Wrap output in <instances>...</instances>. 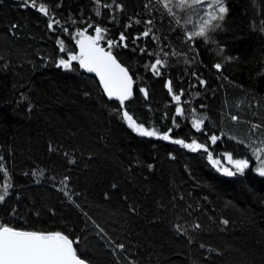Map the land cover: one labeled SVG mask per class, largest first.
<instances>
[{
  "label": "trees",
  "instance_id": "1",
  "mask_svg": "<svg viewBox=\"0 0 264 264\" xmlns=\"http://www.w3.org/2000/svg\"><path fill=\"white\" fill-rule=\"evenodd\" d=\"M224 2L222 27L205 44L187 41L150 0H100L99 9L95 0H36L47 16L0 0V164L12 184L0 225L62 232L88 264H264V177L255 173L264 153L253 154L264 147V0ZM50 19L60 22L52 30ZM97 26L106 30L99 44L114 40L111 52L135 80L125 110L207 153L138 135L94 78L56 67L76 54V33L93 36ZM158 57L165 63L154 75L146 66ZM169 82L182 93V116ZM193 119H203L201 131ZM209 152L222 171H235L226 153L249 168L222 175ZM3 183L0 173V194Z\"/></svg>",
  "mask_w": 264,
  "mask_h": 264
},
{
  "label": "snow or ice",
  "instance_id": "2",
  "mask_svg": "<svg viewBox=\"0 0 264 264\" xmlns=\"http://www.w3.org/2000/svg\"><path fill=\"white\" fill-rule=\"evenodd\" d=\"M97 3V8L101 7L100 0H95ZM150 2H155L163 7L170 15L173 14V7L177 9H190L193 13L198 16L195 27L193 30L186 33V40L193 41L195 38H203V42L208 44L211 37L210 33H214L217 29L222 27V23L225 20V16L228 13V8L225 5L224 0H150ZM25 6L35 7L37 11L41 12L43 15H49V9L43 3L37 6L36 0H23ZM204 6V7H201ZM102 7L110 8L111 5L103 4ZM117 8L120 6L117 5ZM145 7H148L146 4ZM202 12V14H201ZM98 16L101 14L99 10L96 13ZM191 22V18L189 21ZM60 22L54 19H50L48 23V28L53 29L54 24H59ZM151 24L152 21H147ZM177 25H180L181 21L176 20ZM91 27V25H89ZM67 31V29H65ZM78 31L77 36L80 37L77 40V46L79 48V54H70L67 59H60L56 63V67L62 68L66 71H72L73 61L79 63L80 68L84 69L89 73H95L99 78L100 85L103 88L105 95L109 100H115L119 102L120 112L122 119L127 123L128 127L131 128L135 133L140 136L155 137L157 139L169 141L173 144L180 145L183 148L189 149L190 151L203 150L208 152V149L202 145L198 144L196 141L192 143H185L181 139H171L168 133L160 134L155 130H149L144 127L143 124L138 123L132 115L125 110V102L129 100L133 95V80L129 76L128 71L117 63L116 58L111 52V48L118 46L114 40H107V45L109 50H105L100 47L99 41L105 39L103 33L105 29L97 26L95 27V36H86L85 32ZM151 29L145 30L142 35L148 37L150 35ZM126 40L125 35L122 33L120 35V41ZM57 44L60 47V51H65L63 42L58 40ZM126 47V45H124ZM143 51V49L141 50ZM195 51V49H193ZM223 52L221 48L217 55ZM228 59V58H225ZM164 61L159 57L154 63L146 67H150L154 75H160V68L164 66ZM159 66V67H158ZM213 67L219 71L222 67L221 63L217 62ZM200 84L204 85L205 81L200 80ZM169 94L172 99L178 103L176 107V115H184L185 110L179 106L180 95L173 92L171 82L166 84ZM144 92L145 98H147V93L144 89H140ZM236 119V117H233ZM203 119H193L192 126L197 130L201 131V125L203 124ZM171 131V129H169ZM213 144L216 143L218 137L213 135L210 137ZM264 143V142H262ZM264 153V147H258L254 149V155L257 153ZM225 158L232 164L235 171L228 169H223L222 174L228 177L233 176H243L245 175V170L249 168V161L245 159H234L231 153H226ZM257 159L260 156L257 155ZM208 160L217 168V171H221L219 165V160H214L212 154L208 153ZM151 167V166H149ZM0 173H3V192L0 194V202H4L5 198L8 196V189L12 187L10 176L5 167L0 164ZM255 173L264 177V159H260V164L255 168ZM42 174V173H41ZM35 176L36 173L34 172ZM67 177L64 178L61 183H66ZM66 196L68 192L64 193ZM227 223V221H223ZM199 228V225H195ZM177 231H180L179 226ZM74 243L67 235L62 232H37V231H21L13 227L6 225H0V264H87V261L78 255L77 249L74 248ZM203 247V245H201ZM117 248L123 250L124 245H117Z\"/></svg>",
  "mask_w": 264,
  "mask_h": 264
},
{
  "label": "water",
  "instance_id": "3",
  "mask_svg": "<svg viewBox=\"0 0 264 264\" xmlns=\"http://www.w3.org/2000/svg\"><path fill=\"white\" fill-rule=\"evenodd\" d=\"M30 8L32 9L33 7H31L30 6ZM37 13H39V14H42L41 12H39V11H37V9L35 10ZM43 15V14H42ZM96 35V33L93 35V36H95ZM80 39V37L77 39V40H79ZM100 47H102V48H104L106 51L108 50L106 47H103L102 45H100ZM76 54L78 55L79 54V48H78V46H77V42H76ZM113 54V53H112ZM113 56H114V54H113ZM115 57V56H114ZM116 58V57H115ZM117 60V59H116ZM117 63H119L122 67H124L118 60H117ZM72 65H75L77 68H78V71H79V73L80 74H84V75H87V76H90V77H92V78H94L95 80H96V82L98 83V85H99V88H100V90H101V92H102V94L104 95V97L106 98V100L108 101V102H110V103H118L119 104V102L118 101H115V100H109L108 99V97L105 95V93H104V91H103V88L101 87V85H100V81H99V78L95 75V73H89V72H87V71H85L84 69H82V68H80V66H79V63L77 62V61H73L72 62ZM125 68V67H124ZM62 69V68H61ZM126 69V68H125ZM127 70V69H126ZM128 71V70H127ZM128 74H129V76L130 77H132V75L130 74V72L128 71ZM132 80H133V85H132V88H133V93H134V90H135V80L133 79V77H132ZM127 102V101H126ZM192 153H198V152H202V153H207V152H205V151H203V150H197V151H191ZM207 163L214 169V170H216L217 171V168L216 167H214L213 166V164L212 163H210L209 162V160L207 161ZM220 174H222V170L221 171H218ZM223 175V174H222ZM76 243H74V248H75V246L77 245V241H75ZM88 264V263H87Z\"/></svg>",
  "mask_w": 264,
  "mask_h": 264
},
{
  "label": "rangeland",
  "instance_id": "4",
  "mask_svg": "<svg viewBox=\"0 0 264 264\" xmlns=\"http://www.w3.org/2000/svg\"><path fill=\"white\" fill-rule=\"evenodd\" d=\"M201 7H204V6H201ZM172 15L175 16L176 20L179 19L181 21L180 24L186 33L194 29L196 21L198 19V16L195 13H193L192 10L187 9V8L181 10V9H177L173 7ZM189 18H191V22H188ZM197 39H201V38L198 37V38H195L194 40H197ZM229 164L232 166L230 162Z\"/></svg>",
  "mask_w": 264,
  "mask_h": 264
},
{
  "label": "bare ground",
  "instance_id": "5",
  "mask_svg": "<svg viewBox=\"0 0 264 264\" xmlns=\"http://www.w3.org/2000/svg\"><path fill=\"white\" fill-rule=\"evenodd\" d=\"M106 47V46H105ZM108 49V48H107Z\"/></svg>",
  "mask_w": 264,
  "mask_h": 264
}]
</instances>
